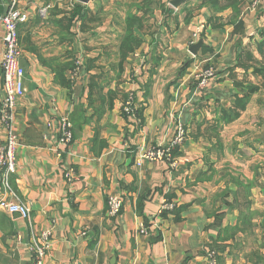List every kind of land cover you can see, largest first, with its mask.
Masks as SVG:
<instances>
[{
	"label": "crops",
	"instance_id": "crops-1",
	"mask_svg": "<svg viewBox=\"0 0 264 264\" xmlns=\"http://www.w3.org/2000/svg\"><path fill=\"white\" fill-rule=\"evenodd\" d=\"M73 1L19 3L28 16L19 27L26 94L16 107V172L10 191L0 183V200L27 205L31 220L0 210V264H33L31 225L52 229L45 264H213L212 256L216 264H264V78L245 56L263 59L264 2L239 18L205 5L188 22L186 7L196 10L202 0L169 5L174 11L162 14L154 32H136L143 44L122 63L126 15L113 0H94L73 18ZM7 9L0 0V19ZM201 26L204 46L195 58L189 48ZM3 37L0 22V60ZM202 59L216 77L198 92L193 77ZM235 81L260 90L227 124L225 113L244 95ZM3 85L0 67V102ZM130 93L138 121L122 112ZM64 118L73 132L67 148L58 146ZM178 122L188 132L177 167H137L138 148L171 140ZM5 139L0 122V148ZM114 195L124 205L110 219ZM166 201L184 208L179 221L162 217Z\"/></svg>",
	"mask_w": 264,
	"mask_h": 264
},
{
	"label": "built area",
	"instance_id": "built-area-1",
	"mask_svg": "<svg viewBox=\"0 0 264 264\" xmlns=\"http://www.w3.org/2000/svg\"><path fill=\"white\" fill-rule=\"evenodd\" d=\"M263 2L264 0H254L251 9H258ZM19 3L20 0H8L7 12L0 19L4 29V49L0 60L4 95L0 102V122L6 131L5 143L0 148V183L5 190L9 191L11 187L10 177L16 172V153L20 144V139L15 129L16 107L18 100L26 94L25 70L20 65L22 49L19 42V27L28 22V16L20 10ZM204 29L205 26H201L193 34L194 43L192 44L200 40V35ZM207 62L205 59L198 60L196 65L198 72L194 75L193 80L196 82L195 90L198 92L207 90L216 77L213 67H204ZM137 109L138 105L133 94H131L124 104L122 112L127 117L139 119L136 113ZM187 132L185 125L182 122H178L176 133L171 140L157 145L139 147L136 151L135 165L141 168L145 163L161 162L176 168V152L183 147L187 139ZM72 142V124L69 119L64 118L60 123L58 146L67 148ZM57 155L58 157L62 156L60 151ZM69 178L72 179L73 176ZM123 205L121 196H109L107 199V216L110 219L119 217L123 210ZM174 208L173 202L166 201L162 211L172 212ZM0 210L10 215H17L23 219L31 220L29 208L19 201L13 202L2 198L0 200ZM139 232L142 235H147L148 229L142 226ZM31 233L30 250L33 256V264H45V260L51 250L52 229L39 230L34 225H31ZM18 240H21L20 236H18ZM213 264H216L214 259Z\"/></svg>",
	"mask_w": 264,
	"mask_h": 264
},
{
	"label": "trees",
	"instance_id": "trees-1",
	"mask_svg": "<svg viewBox=\"0 0 264 264\" xmlns=\"http://www.w3.org/2000/svg\"><path fill=\"white\" fill-rule=\"evenodd\" d=\"M137 0L136 1V13H130L127 15L125 19V36L121 42L120 45V55H121V60L122 63L127 59V57L131 54H133L136 50H138L141 45L143 44V41L137 36L136 32H142L145 30V26L147 23V17L148 14L150 13V7L155 4L160 10H163L165 14H171L174 10L170 9L169 2L171 0H167L168 2H163V0ZM146 2H149L150 5H147ZM251 0H202L201 6L194 10V8H187L186 7V22H188L192 17L194 12L202 9L203 6L205 5H210L213 7V9L216 12H223L226 9H233L234 11L236 10L237 13L239 14L242 9L247 8L249 6ZM80 4H75L74 5V10L75 12L73 13V18L76 16H79L82 10L78 9ZM73 21V19H72ZM210 27L212 28H219L221 25L218 24L217 21L210 20L209 22ZM264 48V43L262 46V49ZM263 52V59L261 61L256 60L254 56L251 53H246V60L251 63V68H253V74L256 76H262L264 78V50ZM208 50L203 49V54H206ZM121 63V65H122ZM241 67H245L244 65L240 64ZM74 68V67H73ZM72 68V70H74ZM246 68V67H245ZM63 85L65 87L71 85V81L67 80H62ZM235 86L236 88H242L244 91L243 96H235V99L233 101L232 108L229 112H226V123L230 124L236 120H238L243 112L247 109L251 98L253 95L259 92L260 86L255 85L253 83H248L246 86H243L242 83L235 81ZM129 97V94H125L122 96L123 99V106L127 102V99ZM123 110V108H122ZM137 116L140 118V115H142L141 110L138 108L137 111ZM125 115V114H123ZM126 116V115H125ZM178 154V151L176 152V155ZM170 201V200H169ZM184 211V208H177L175 207L172 212H167L164 211L161 215L162 217L167 216L168 213L174 214L176 217V220H180V214Z\"/></svg>",
	"mask_w": 264,
	"mask_h": 264
},
{
	"label": "rangeland",
	"instance_id": "rangeland-1",
	"mask_svg": "<svg viewBox=\"0 0 264 264\" xmlns=\"http://www.w3.org/2000/svg\"><path fill=\"white\" fill-rule=\"evenodd\" d=\"M100 1H106V0H100ZM114 1V5H113V8L114 9H118L123 15L125 14L126 15V17H127V15L129 14V12L130 13H136V1L137 0H113ZM142 1V0H141ZM140 1V2H141ZM153 1V0H152ZM102 2H100V3H102ZM164 2V1H163ZM166 2H168V1H166ZM254 2V0H251V2H250V4H249V6H247V8H245V9H242L241 11H240V13L238 14L237 13V11L235 10H233L234 12H235V15H236V17L237 18H239L240 16H241V14H242V12L244 11V10H251V11H257L258 9H256V10H252L251 9V6H252V3ZM146 4L147 5H150L149 4V2H146ZM198 5V4H197ZM196 5V6H197ZM97 6H99V5H94V7H97ZM249 8V9H248ZM150 13L148 14V17H147V23H146V26H145V29L148 31L149 29L152 31V32H154L155 31V29H157L161 24H163V22H162V14H163V10H160L157 6H155V4L153 3V5H151V7H150ZM106 18V17H105ZM104 18V19H105ZM126 19V18H125ZM201 40V39H200ZM197 43V42H196ZM196 58V57H195ZM132 93H130L129 95H131ZM134 96V95H133ZM134 98H135V96H134ZM263 100H264V98H263ZM135 101H136V99H135ZM137 103V102H136ZM137 121H138V119H136ZM176 159V161H177V157L175 158ZM167 164V163H166ZM168 165V164H167ZM169 167H171L170 166V164L168 165ZM172 168V167H171ZM172 169H175V168H172ZM211 258H213L216 262H217V260H216V257H211Z\"/></svg>",
	"mask_w": 264,
	"mask_h": 264
},
{
	"label": "water",
	"instance_id": "water-1",
	"mask_svg": "<svg viewBox=\"0 0 264 264\" xmlns=\"http://www.w3.org/2000/svg\"><path fill=\"white\" fill-rule=\"evenodd\" d=\"M75 2L79 3V4H84L87 5L90 2L94 1V0H74ZM193 0H171L169 2V5L173 8L178 10L180 7H182L183 5L191 2ZM204 46V42L203 40H199L197 43L193 44L190 48H189V52L191 53V55L193 57H198L199 55V51L201 50V48Z\"/></svg>",
	"mask_w": 264,
	"mask_h": 264
}]
</instances>
